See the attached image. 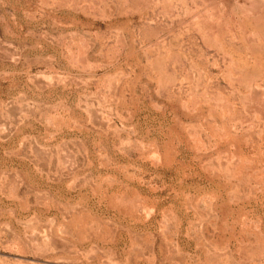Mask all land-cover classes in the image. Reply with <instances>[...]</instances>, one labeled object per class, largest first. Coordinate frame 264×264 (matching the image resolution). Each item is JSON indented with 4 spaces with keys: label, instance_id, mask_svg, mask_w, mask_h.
Listing matches in <instances>:
<instances>
[{
    "label": "rangeland",
    "instance_id": "rangeland-1",
    "mask_svg": "<svg viewBox=\"0 0 264 264\" xmlns=\"http://www.w3.org/2000/svg\"><path fill=\"white\" fill-rule=\"evenodd\" d=\"M0 264H264V0H0Z\"/></svg>",
    "mask_w": 264,
    "mask_h": 264
}]
</instances>
